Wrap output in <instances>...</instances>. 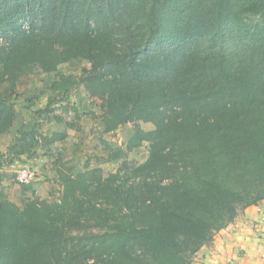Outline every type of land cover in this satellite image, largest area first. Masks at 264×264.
<instances>
[{
    "label": "trees",
    "instance_id": "trees-1",
    "mask_svg": "<svg viewBox=\"0 0 264 264\" xmlns=\"http://www.w3.org/2000/svg\"><path fill=\"white\" fill-rule=\"evenodd\" d=\"M0 37V134L17 118L20 73L77 58L90 67L50 80L35 119L62 121L66 84L101 101L106 133L134 126L125 148L106 146L123 159L114 172L61 154L50 197L33 181L22 204L0 191V264H190L264 199V0H0ZM40 127L23 124L11 152L68 137ZM145 143L143 162L126 159Z\"/></svg>",
    "mask_w": 264,
    "mask_h": 264
},
{
    "label": "rangeland",
    "instance_id": "rangeland-1",
    "mask_svg": "<svg viewBox=\"0 0 264 264\" xmlns=\"http://www.w3.org/2000/svg\"><path fill=\"white\" fill-rule=\"evenodd\" d=\"M17 1V0H14ZM4 37H0V40ZM90 67V63L86 59L77 58L71 59L64 63L58 73L47 74L42 71L38 65H32L29 69L23 71L19 75L16 90L18 95L13 97L16 104V110H20V117L18 122L23 123L29 128L36 121L40 122L41 132L46 135H51L54 131L67 132L68 137L63 141L55 142L50 146L43 144L36 145V158H29L26 156L14 155L10 150V145L5 148H0V191L5 190L9 198L18 204H22L24 197L33 196L34 193L29 192L24 195L21 192V183L18 182L16 171L23 165H30L36 173V178L33 181L36 191L35 195L43 197H50L52 190L51 179L57 174L54 170L56 165L52 166V162L61 154L68 165H72L75 170H85L96 166H101L105 174L114 172L121 165V160H108V152L106 150L107 144L116 147L125 148L126 142L133 131V124L128 123L121 126L118 130L106 133L103 131V124L101 122L100 114V100L91 98L82 86L64 85L67 88L66 98L53 105L55 108V115L62 116V121L57 117L46 119H35L36 110L45 106L47 97L51 93L48 88L50 80L57 78L58 74H67L79 76L83 73V68ZM8 83L0 86V96L8 92ZM34 98L30 102L28 98ZM74 107L76 109H74ZM78 114H81L78 117ZM32 117V118H31ZM32 119V120H31ZM67 121L73 122L76 125L80 124L81 129L76 127H68ZM18 125V126H20ZM145 129H152L154 125L151 122H141ZM17 127V126H16ZM18 130V127H17ZM18 132V131H17ZM15 132V133H17ZM10 135H6L8 138ZM12 142H8L5 137H2L4 143L12 144L14 136L11 135ZM42 143V142H41ZM66 146L65 152L63 148ZM5 150V151H4ZM148 155V143L143 144L140 148L128 152L126 159L136 163L143 162ZM12 159L7 161L9 157ZM20 160V161H18ZM37 160V161H36ZM5 171V172H4ZM6 175L1 177V173ZM51 183V184H50Z\"/></svg>",
    "mask_w": 264,
    "mask_h": 264
},
{
    "label": "crops",
    "instance_id": "crops-1",
    "mask_svg": "<svg viewBox=\"0 0 264 264\" xmlns=\"http://www.w3.org/2000/svg\"><path fill=\"white\" fill-rule=\"evenodd\" d=\"M20 113L18 109L17 118L11 130L0 134V148L3 144L5 148L11 146L9 143H4L2 137L6 138V135H10L6 139L12 142L11 135L15 137L18 133L17 127L19 129L23 125V123L21 125L17 123L18 119H21ZM25 126L27 128V125ZM63 144H65L64 140ZM63 149V152L68 150L66 146ZM35 156L31 159L36 158ZM12 158V156L9 157L7 161L9 162ZM53 164L52 162V166ZM54 171L57 173V169ZM4 172L1 173V177L6 175ZM190 264H264V199L258 204L245 208L233 222L219 230L213 241L202 246L195 254Z\"/></svg>",
    "mask_w": 264,
    "mask_h": 264
},
{
    "label": "built area",
    "instance_id": "built-area-1",
    "mask_svg": "<svg viewBox=\"0 0 264 264\" xmlns=\"http://www.w3.org/2000/svg\"><path fill=\"white\" fill-rule=\"evenodd\" d=\"M16 177L18 182L27 184L35 180L36 173L30 165L25 164L17 169Z\"/></svg>",
    "mask_w": 264,
    "mask_h": 264
}]
</instances>
